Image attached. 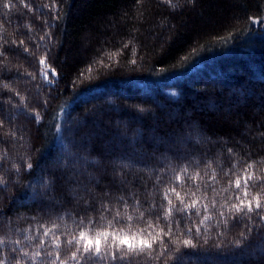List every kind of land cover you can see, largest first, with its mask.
I'll return each instance as SVG.
<instances>
[{
  "label": "trees",
  "instance_id": "1",
  "mask_svg": "<svg viewBox=\"0 0 264 264\" xmlns=\"http://www.w3.org/2000/svg\"><path fill=\"white\" fill-rule=\"evenodd\" d=\"M7 2L0 260L264 264V193L233 208L264 186V0ZM117 211L127 235L159 214L153 250L73 260L77 222L111 231Z\"/></svg>",
  "mask_w": 264,
  "mask_h": 264
},
{
  "label": "snow or ice",
  "instance_id": "2",
  "mask_svg": "<svg viewBox=\"0 0 264 264\" xmlns=\"http://www.w3.org/2000/svg\"><path fill=\"white\" fill-rule=\"evenodd\" d=\"M3 8L11 9L12 4L9 0L7 3L2 4ZM256 22L253 21V24ZM231 39V38H229ZM21 44H23V41H20ZM227 43V41H225ZM27 51V49H25ZM2 55V53H0ZM39 63L43 65L45 63L44 59H40ZM53 75H55L53 73ZM47 79V77H44ZM29 168L32 167L31 164L28 165ZM247 186V185H246ZM236 187H240V181H236ZM172 191H175V189H172ZM261 193H264V186H261V192H258L255 196L252 197L251 200H248L247 203H245L243 200L240 201V205H233V208L237 212L245 211L247 213L254 212L253 207V201H255V209H260L262 207L261 201H260V195ZM165 197H167V193L164 194ZM180 193L176 192V196L179 197ZM248 193H245V196H247ZM169 205H171V200L168 201ZM193 204H195V201H193ZM162 207V205H161ZM171 210V209H170ZM143 216V213L141 214ZM223 215V214H221ZM259 215V213H257ZM131 219V217H129ZM160 216L158 213L156 214H149V217L145 220L146 228L141 229V234H121L122 229H118L115 227V225H118L121 223V217L119 214V211H117L116 216L113 218L112 221L109 223V227L112 229L111 231L103 230V231H97L94 235H89V232L85 230V225L83 221L77 222V226L80 229L78 236H73L72 240L68 241L69 244L76 245V251L72 252V259H77V253L82 254H96L100 257V259H105L107 257H110L113 261H124L127 259L129 254L135 253V254H143L146 250L151 252L153 250V245L158 242V237L152 236V232L149 231L150 229H153L154 225L152 223L153 220L159 221ZM260 219L264 220V216H261ZM89 224H95L98 223V221L89 220ZM163 231V230H161ZM189 234L191 233V229L188 230ZM147 232V236L143 235V233ZM45 236H47L49 233L45 231L43 233ZM170 233H165V235H169ZM199 237V229H196V238ZM4 240L0 239V245L4 244ZM162 243V241H160ZM19 243V241H17ZM175 243H182L184 247L188 248H196V244L193 243V239H184L182 241L177 240ZM59 246V245H57ZM103 249V251H102ZM12 252H16V249H12ZM25 255H27L25 253ZM39 255V253H37ZM162 255V253H161ZM176 264H186L183 254L178 255L175 257ZM0 264H5L3 260H0Z\"/></svg>",
  "mask_w": 264,
  "mask_h": 264
},
{
  "label": "rangeland",
  "instance_id": "3",
  "mask_svg": "<svg viewBox=\"0 0 264 264\" xmlns=\"http://www.w3.org/2000/svg\"><path fill=\"white\" fill-rule=\"evenodd\" d=\"M221 112H227V110H223V109H222Z\"/></svg>",
  "mask_w": 264,
  "mask_h": 264
}]
</instances>
